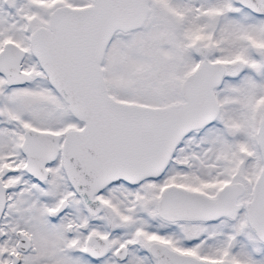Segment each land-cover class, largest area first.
Masks as SVG:
<instances>
[{"label": "snow or ice", "instance_id": "obj_1", "mask_svg": "<svg viewBox=\"0 0 264 264\" xmlns=\"http://www.w3.org/2000/svg\"><path fill=\"white\" fill-rule=\"evenodd\" d=\"M0 264H264V0H0Z\"/></svg>", "mask_w": 264, "mask_h": 264}]
</instances>
